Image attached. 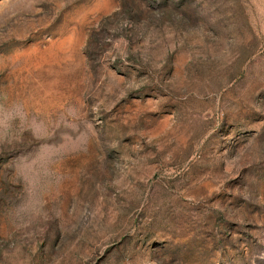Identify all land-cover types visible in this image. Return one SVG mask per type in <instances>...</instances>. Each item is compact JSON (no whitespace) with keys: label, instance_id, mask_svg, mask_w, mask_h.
Here are the masks:
<instances>
[{"label":"rangeland","instance_id":"1","mask_svg":"<svg viewBox=\"0 0 264 264\" xmlns=\"http://www.w3.org/2000/svg\"><path fill=\"white\" fill-rule=\"evenodd\" d=\"M0 264H264V0H0Z\"/></svg>","mask_w":264,"mask_h":264}]
</instances>
